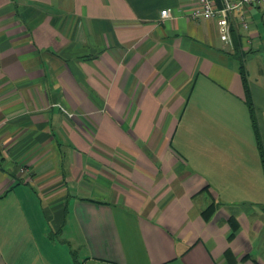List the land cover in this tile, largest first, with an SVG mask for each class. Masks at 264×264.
Here are the masks:
<instances>
[{"label":"crops","instance_id":"0c3cea01","mask_svg":"<svg viewBox=\"0 0 264 264\" xmlns=\"http://www.w3.org/2000/svg\"><path fill=\"white\" fill-rule=\"evenodd\" d=\"M197 4L0 0V264H264V3Z\"/></svg>","mask_w":264,"mask_h":264},{"label":"built area","instance_id":"2783aa9c","mask_svg":"<svg viewBox=\"0 0 264 264\" xmlns=\"http://www.w3.org/2000/svg\"><path fill=\"white\" fill-rule=\"evenodd\" d=\"M262 3H264V0H222L219 5L216 0H198V4L192 12V17L194 19L216 20L221 39L225 44L233 47V17L238 13L240 17V24L246 27L248 25V21L243 13L245 7ZM171 16L172 14L170 9L162 10L163 19Z\"/></svg>","mask_w":264,"mask_h":264},{"label":"trees","instance_id":"16d2710c","mask_svg":"<svg viewBox=\"0 0 264 264\" xmlns=\"http://www.w3.org/2000/svg\"><path fill=\"white\" fill-rule=\"evenodd\" d=\"M216 1L220 5L222 0H216ZM236 51H237V53H236L237 54V57L241 61V64H240V73H241V76H242V79H243V82H244V86H245L246 101H247L248 106H249L250 111H251V115H252L253 123L255 125V129H256V132H257L258 140L260 141L259 132H258V123H257V118H256V108H255L254 102L252 100L251 92H250V86H249V82H248L247 72H246V69H245L244 59H243V56L241 55L238 47L236 48ZM259 147L262 150V145L260 143H259ZM261 153L264 156V151L263 150L261 151ZM211 208L212 207L209 208V211H211ZM77 264H79V263H77Z\"/></svg>","mask_w":264,"mask_h":264}]
</instances>
